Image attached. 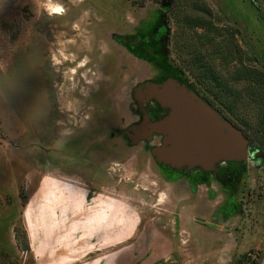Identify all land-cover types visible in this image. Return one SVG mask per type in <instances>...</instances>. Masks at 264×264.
<instances>
[{
  "label": "rangeland",
  "instance_id": "374dc122",
  "mask_svg": "<svg viewBox=\"0 0 264 264\" xmlns=\"http://www.w3.org/2000/svg\"><path fill=\"white\" fill-rule=\"evenodd\" d=\"M196 4L236 44L214 65L241 95L228 121L255 125L247 81L231 80L264 71V0H0V249L20 264H231L248 251L264 264V153L241 157L186 65L210 44L184 21ZM33 194L44 236L48 201L72 204L54 218L70 241L34 234V256Z\"/></svg>",
  "mask_w": 264,
  "mask_h": 264
},
{
  "label": "trees",
  "instance_id": "16d2710c",
  "mask_svg": "<svg viewBox=\"0 0 264 264\" xmlns=\"http://www.w3.org/2000/svg\"><path fill=\"white\" fill-rule=\"evenodd\" d=\"M192 9H196L195 11L201 10L202 13L196 16L189 14L184 17V21L193 31L202 29V32L199 33L200 40L203 43L208 42L210 44H201L203 50H201L200 54H195L190 61L186 60V65L190 67V73L193 75L194 80L201 84L200 89L224 108L226 113H228L227 111L233 112L234 104L241 100V95L237 90L229 87L227 79L222 78L219 73L215 71L214 65L217 57L224 59L226 65H228L230 61H234L235 59L232 57L231 53L234 56V50L232 48H235L236 44H222L216 40V36L219 35L220 31H218L216 24L208 19L211 13L208 8L196 4ZM174 11L175 6L173 5L170 7V13L176 14ZM212 31H215L216 34ZM231 36H234V34H231ZM210 46L213 48L212 52L208 50ZM240 69L236 68V71L232 75L231 82L238 84L240 81H247L249 86L248 92L251 95L250 98L258 106L260 119L257 124L252 125L247 120H244V118H240L241 123H245V128L239 124H235L240 127L239 129L244 132L247 138L249 137L252 139L254 146L257 145L264 148V71L258 72L247 69L246 67L243 68L244 71H240ZM228 91H231L230 96L227 93ZM229 98H232V100L228 101ZM249 129L252 133L251 131L249 132ZM1 202L0 198V205ZM261 262L262 256L260 254L248 251L235 258L231 264H261ZM0 264H20V262L12 258L7 251L0 249Z\"/></svg>",
  "mask_w": 264,
  "mask_h": 264
},
{
  "label": "crops",
  "instance_id": "0c3cea01",
  "mask_svg": "<svg viewBox=\"0 0 264 264\" xmlns=\"http://www.w3.org/2000/svg\"><path fill=\"white\" fill-rule=\"evenodd\" d=\"M45 189H46L47 197L48 198L51 197L53 195L51 190L49 188H45ZM77 192L80 193L82 191H77ZM43 194L44 193L42 192V195ZM58 198L60 199V201H62V203L56 202L55 200H53V202L48 201V203H47L48 215L50 217L48 218L49 222L46 223L47 227L44 228V230H45V233H44L45 236H44L43 234L39 233V229H40L39 225H38V227H36V229H35L36 232L34 233V216H33V214H34V194L31 196V201H30L29 204L31 205L30 221L32 223V227L31 228L29 227V221H28V218L26 216L25 225L27 227H25V228L26 229L28 228L27 230L29 231L30 241H31L30 242L31 243L30 244L31 245V252H32L33 256H34V234L37 235L39 233L38 237H43L44 238L43 240L46 239L49 242L50 241L65 242V241H70V239H71L70 236L72 235V233L70 234L71 228L69 229V227H67L68 223H66L64 219L60 223L56 219H54L55 216H57V215H61L63 217H65L67 215L68 210L70 209V206L72 205L71 204V196L64 195V196H62V197L60 196ZM84 198L86 199V195H85ZM104 202H105V200H104ZM106 203L110 204L109 202H106ZM55 205H57V207H55ZM110 205H113L112 202H111ZM51 209H52V212H51ZM101 220H102V224L101 225H102L103 228L105 227L106 230H108L110 228L111 237H110L109 241L111 243L113 241L112 214L108 215L107 212H104V215H102V219ZM108 225H110V226H108ZM68 229H69V231H67ZM50 230H53L51 234H50ZM102 230H101V233H102ZM116 231H117V229H116ZM40 232H42V231H40ZM100 238H101V240H103V237H100ZM48 247H49V245H47V244H42L41 245L40 254L42 255V257L39 258L40 261L44 260L43 257H45L44 256L46 254L45 251L48 250Z\"/></svg>",
  "mask_w": 264,
  "mask_h": 264
},
{
  "label": "water",
  "instance_id": "95a60500",
  "mask_svg": "<svg viewBox=\"0 0 264 264\" xmlns=\"http://www.w3.org/2000/svg\"><path fill=\"white\" fill-rule=\"evenodd\" d=\"M193 109V108H192ZM229 122V121H228ZM170 123H172V122H170V121H168V123L167 124H165V123H163V122H160V124H155L153 127H152V130L151 131H149V133H151V132H153V131H158V132H162L163 130H165V128H166V126L167 125H169V127H170ZM221 123V122H220ZM219 122H217L216 124H220ZM230 123V127H231V129H233V132H232V134H231V139H230V144L231 145H237L238 143H240V141H242V143H243V148H242V150H241V157L242 158H244V157H246V145H247V143H248V138L244 135V133H243V131L241 130V129H239V128H237L235 125H233L231 122H229ZM215 124V125H216ZM221 126V125H220ZM206 129H208V128H206ZM149 135V134H148ZM228 143H229V141H228ZM186 147L188 148V149H190L191 151H192V148H194V143L192 142V140L190 141V140H187L186 141ZM168 148H169V145H167V147L166 146H158V147H156L155 149H154V152H155V154L158 156V157H160L161 159H163V158H165V157H167L168 156V152L170 151H168ZM171 152V151H170ZM171 156H173V155H171ZM177 165H180V164H177Z\"/></svg>",
  "mask_w": 264,
  "mask_h": 264
},
{
  "label": "flooded vegetation",
  "instance_id": "af4514ba",
  "mask_svg": "<svg viewBox=\"0 0 264 264\" xmlns=\"http://www.w3.org/2000/svg\"><path fill=\"white\" fill-rule=\"evenodd\" d=\"M200 91V92H199ZM198 92L200 93V95H202L203 99L207 100L210 104H212V106L218 111V113L220 114V116L227 120L230 119L226 112L224 111V108H222L218 103H216V101H214V99L212 97H209L207 94H205L203 91L199 90ZM199 95V94H198ZM224 121V120H223ZM221 127V126H220ZM222 128V127H221ZM223 130V129H222ZM224 132V131H223ZM244 133V132H243ZM245 135V134H244ZM162 138L161 139H164V135H161ZM246 136V135H245ZM247 148L249 149H256V152L258 154H263L264 153V148H261L259 146H254L253 143H252V139L248 137V143H247Z\"/></svg>",
  "mask_w": 264,
  "mask_h": 264
},
{
  "label": "snow or ice",
  "instance_id": "6c2138e0",
  "mask_svg": "<svg viewBox=\"0 0 264 264\" xmlns=\"http://www.w3.org/2000/svg\"><path fill=\"white\" fill-rule=\"evenodd\" d=\"M58 10V9H57Z\"/></svg>",
  "mask_w": 264,
  "mask_h": 264
}]
</instances>
